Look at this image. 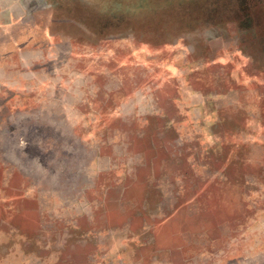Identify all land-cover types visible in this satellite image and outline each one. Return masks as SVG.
<instances>
[{
  "label": "rangeland",
  "instance_id": "obj_1",
  "mask_svg": "<svg viewBox=\"0 0 264 264\" xmlns=\"http://www.w3.org/2000/svg\"><path fill=\"white\" fill-rule=\"evenodd\" d=\"M0 264H264V0H0Z\"/></svg>",
  "mask_w": 264,
  "mask_h": 264
}]
</instances>
